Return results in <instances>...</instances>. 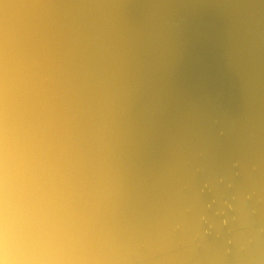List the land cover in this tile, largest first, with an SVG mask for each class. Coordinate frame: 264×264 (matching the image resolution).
<instances>
[{
	"label": "water",
	"instance_id": "water-1",
	"mask_svg": "<svg viewBox=\"0 0 264 264\" xmlns=\"http://www.w3.org/2000/svg\"><path fill=\"white\" fill-rule=\"evenodd\" d=\"M0 264H264V0H0Z\"/></svg>",
	"mask_w": 264,
	"mask_h": 264
}]
</instances>
